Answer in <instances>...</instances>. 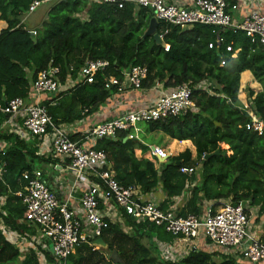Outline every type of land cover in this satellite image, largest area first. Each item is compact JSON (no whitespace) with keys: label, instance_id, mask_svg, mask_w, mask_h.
Masks as SVG:
<instances>
[{"label":"trees","instance_id":"1","mask_svg":"<svg viewBox=\"0 0 264 264\" xmlns=\"http://www.w3.org/2000/svg\"><path fill=\"white\" fill-rule=\"evenodd\" d=\"M33 1L0 0V20L8 23L0 32V101L26 98L39 72L50 65L60 68V79L65 83L69 76L73 79L78 76L87 60L97 59L108 60L110 65L96 75L93 83L64 89L54 97L49 94L52 97L43 101L56 123L74 122L98 111L117 93L116 87H105V80L111 76L122 78V71L135 65L148 68L141 89H150L157 82L166 91L184 82L201 85L193 91L195 106L188 113L147 122L152 132L161 131L174 140H191L195 156L188 148L158 166L154 160L136 155L139 143L128 137V131L119 132L116 137H102L95 147L107 155V167L125 186L139 185L144 194L162 188L167 201L190 189L185 206L178 208L181 216L201 214L207 208L205 202L211 203L215 211L223 201L233 205L250 201L264 211V130H253L239 98L242 73L249 70L262 88L249 87L248 95L264 120V46L236 28L220 29L206 24L167 27L161 21H157V32L164 34V43H158L153 36H145L154 18L149 8L132 2L120 8L94 0H49V17L32 36L23 17ZM218 35L224 37L222 43L216 42ZM210 42L215 47L210 48ZM80 136L75 134L73 139ZM1 137L9 142V147L0 152V163H6L0 196L7 198L3 207L6 215L0 211V216L12 230L32 231L22 221L25 207L17 194L26 185L23 172L43 170L41 164L48 165L54 160L39 153L38 138L29 142L0 131ZM173 143L176 148V142ZM218 149L219 154L204 159ZM183 166L194 167L196 171L183 173ZM167 201L162 203L163 208L171 204ZM119 208L124 225L130 229L106 219L100 237L107 248L99 249L107 251L109 258L105 260L101 250L84 243L69 257L71 264H253L226 253L210 240L207 242L215 247L213 251L196 248L179 260H165L157 240L172 243L177 237ZM114 251L118 260L111 256ZM46 255L50 257L47 252ZM0 264L41 263L35 249L24 257L0 228Z\"/></svg>","mask_w":264,"mask_h":264},{"label":"built area","instance_id":"2","mask_svg":"<svg viewBox=\"0 0 264 264\" xmlns=\"http://www.w3.org/2000/svg\"><path fill=\"white\" fill-rule=\"evenodd\" d=\"M44 1H33L27 15L33 13ZM94 1L117 4L120 8L127 2H132L137 6L149 8L157 21L165 23L167 27L173 25L186 28L193 24H206L220 29H240L251 37L253 42L264 46V13L253 10L241 21H237L229 12L228 0H193L191 4L169 3L166 0ZM236 7L237 5H233V8ZM167 32L168 29L165 30V33ZM160 35L164 37V34ZM223 41L224 37L218 35L216 42ZM215 45L214 42L209 43L210 48ZM109 65V61L105 59L87 60L78 76L75 79L69 76L65 83L60 79V68L50 65L40 71L37 79L32 82L29 98L18 96L8 101H0V115L19 117L21 120L19 129L40 140L41 155L47 154L45 150L51 151L54 157L67 162L77 176L91 177L89 187L84 189L80 198L83 212L82 217H79L77 210L67 201L62 202L58 194L49 187L43 170L37 168L23 172L26 185L24 190L18 191L17 194L25 207L22 221L33 230L24 232L12 230L5 225L0 216V228L6 233L7 238L22 252L35 249L42 264H71L69 257L76 253L80 245L89 243L95 246L93 242L101 236L106 219H111L102 209L109 208L111 202H115L126 214L139 221L148 220L155 223L176 236V239L190 241L204 238L226 253L238 255L250 263L259 264L264 261V239L251 236L249 216L244 204L233 205L230 201H225L215 211L209 206L201 214L181 216L175 204L171 203L163 208L157 201L147 198L139 185L125 186L119 183L111 167H107V155L95 147L97 140L102 137H116L119 132L132 129L138 133L140 122L188 113L195 106L193 91L201 88V85L184 82L170 91L162 92L149 105L99 123L83 133L78 131L77 123L58 124L54 121L39 97L43 93L56 95L64 89L93 83L96 75L105 71ZM147 76L146 66L135 65L130 69H124L122 78L116 76L107 78L105 87L108 89L116 87L117 93L141 89ZM160 84L163 85L157 82L155 86ZM31 98H34V101L30 100ZM242 102L253 130L263 131L264 120L255 111L252 101ZM75 134H80V138L73 139ZM130 137L134 136L131 134ZM44 146L47 148L43 150ZM2 150L0 144V152ZM152 155L156 159L169 158L167 151L157 145L153 146ZM5 165V162L0 163V180ZM195 171L194 167H181V172L186 174ZM75 187L76 185L73 188ZM71 193L72 191L68 194L69 197L73 195ZM6 199V196H0V211L4 215ZM157 244L165 260H179L194 249L185 251L177 248L176 251L170 242L160 241Z\"/></svg>","mask_w":264,"mask_h":264},{"label":"crops","instance_id":"3","mask_svg":"<svg viewBox=\"0 0 264 264\" xmlns=\"http://www.w3.org/2000/svg\"><path fill=\"white\" fill-rule=\"evenodd\" d=\"M48 1L49 0H45L42 3V5L44 3L47 4L42 13V23L46 19V15H48L47 14L48 9H49ZM166 1L169 3L175 2V3H181V4H191L193 0H166ZM232 1H233L232 3H230L231 1L230 2L228 1L230 3L229 12L231 13L232 17L236 19L237 21H241L245 15H247L250 11H253V10L264 13V0H232ZM233 5H237V7L233 8ZM38 8L34 12H36ZM30 15L25 14V16L23 17V23L25 22L26 18L29 17ZM7 26H8V23L5 20H0V32L2 29H5ZM37 27H40L38 23L32 28L30 29L27 28V29L31 31V30H35ZM243 77L245 78L246 83H250L254 79L253 74H251L249 70L242 73L241 78L243 79ZM162 92H166V90H165V87H163V85L160 84L150 89H129L123 93H115L95 113L91 115H86L85 113L87 112V109H85V111H83L85 115L82 118L75 120L74 122H67V123H73V124L77 123L78 131L83 133V132L88 131L93 126L99 123L114 119L116 117H120L122 114L128 111H132L137 108L149 105L153 100H155L159 95H161ZM52 96L54 97V94ZM52 96L49 94L43 93L39 98L43 102L47 100L48 97H52ZM30 100L34 101V98H31ZM0 118L2 119V122L0 124V131H2V133H5V134L12 133V134L17 135L19 139L29 141V142L37 140L35 137L30 135L29 133L25 131L23 132L19 129L18 125H19V122L21 121L19 117L1 114ZM138 127L140 131L136 134L137 137L136 136L133 137V138H136L138 140L137 142L139 143L135 147V153L138 157H146V158L154 160L156 163V157H154L152 155V151H150V148L151 147L153 148V146H156V145L152 144V146L149 147L148 142H146L140 136V133L142 132L143 133L147 132L151 134V133H155L156 131L154 132L150 131L148 129V125L146 126L143 124L141 125L138 124ZM131 131L132 130L128 131V137H130V135L132 134ZM168 139L169 141L163 138V141L166 142V146L165 145L162 146L160 144H158L157 146H160L163 149H165L167 153L169 154V157H171V155L176 156L179 153L183 152V150L185 151L188 148L192 150V153L194 156L196 155V149L191 140L179 141V140H176V139L174 140L171 138H168ZM173 142H176L177 144L176 148H174ZM0 144L3 147L2 151H4L7 147H9V142L3 137L0 138ZM191 146H193L194 149H192ZM38 147H40L39 144H38ZM46 148L47 147L44 146L43 150ZM178 150H180L181 152L174 155L175 152ZM39 153H40V150H39ZM45 153H47V154H44L45 157H51L54 160V162H51L48 165H45L44 163L40 165L41 168H44L43 169L44 175H45V178L47 179L49 187L58 194L62 202L67 201L71 207L77 210L78 216L82 217L83 210L80 206V198L83 194L84 189L89 187L91 177L88 175L84 177L77 176L75 170L71 168L67 162H62L59 158L54 157L51 151L49 152L48 150H45ZM156 165L160 166L157 163ZM75 185L76 187L73 188ZM71 191H72L71 194L73 195L69 197L68 194ZM190 194H191V190L187 189L182 195L175 196L171 200L167 201L168 197L166 193L162 190V188H157L156 190H154L153 192L149 194H146L145 196L151 200L157 201L161 205L163 202L167 201V204L173 203L175 204L177 208L181 209L185 206L187 200L190 197ZM209 204L211 205V203L205 202V205H206L205 207H209L210 206ZM244 206L249 216V231L251 233V236L257 239L263 240L264 239V211L262 210L261 206L254 205L250 201L245 202ZM102 210L105 212L106 216H109V218H111L110 221L120 222L123 224L126 230L130 229L129 227H126L124 225L125 219L122 215V212L120 211V208L115 202H111V204L109 205V208L105 207ZM91 229L92 228L90 227L89 230ZM158 242L160 241L157 240L156 243ZM171 244L175 246L176 251H177V248L180 250L184 249L185 251H188L189 249H193V248L194 249L210 248L212 249V251L215 249V247H213V245L208 243L207 240L204 238H200L198 240H190V241L183 240V239H175ZM97 248L99 249L98 246ZM28 251L23 252L24 257ZM39 261L42 264L40 259ZM259 264H264V261H261Z\"/></svg>","mask_w":264,"mask_h":264},{"label":"rangeland","instance_id":"4","mask_svg":"<svg viewBox=\"0 0 264 264\" xmlns=\"http://www.w3.org/2000/svg\"><path fill=\"white\" fill-rule=\"evenodd\" d=\"M46 5L47 4H43L42 6H40L39 8H38V10L36 11V12H34L33 14L31 13V15L29 16V17H27L26 18V20H25V22H24V25H25V27L26 28H32L33 26H35L37 23H38V25L40 26L41 25V23H42V13H43V11H44V9H45V7H46ZM35 35H36V33H35ZM251 74H252V72L251 71H249ZM249 87H254V89H256V90H259L262 86H261V84L259 83V82H257L256 80H255V78L252 80V82H250V83H246L245 82V78L243 77V79L241 78V86H240V92H239V98L242 100V101H246V100H251V98L249 97V95H248V88ZM140 125L141 124H143V125H146L147 126V122H140L139 123ZM132 135L133 136H136V134H137V132L134 130V129H132ZM140 136H141V138L142 139H144L146 142H148V144H149V147H151L152 146V144H155V145H158V144H160V145H165L166 146V142H164L163 141V138H165V139H167L168 141H169V137L167 136V135H165L163 132H161V131H156L155 133H151V134H149V133H140ZM137 137V136H136ZM139 140H140V138H139ZM193 143V142H192ZM194 145V144H193ZM192 147V149H194L193 148V146H191ZM195 147V146H194ZM152 149V147L150 148V151H152L151 150ZM196 149V148H195ZM184 151V150H183ZM179 152H181L180 150H178V151H176L175 152V154L174 155H176V154H178ZM172 156V155H171ZM170 158V157H169ZM168 158V159H169ZM158 161H156V163L157 164H159L160 165V161H159V159H157ZM168 161V160H167ZM166 162V161H165ZM100 250V249H99ZM102 252V254L104 255V257H105V260H107L108 258H109V255H108V253H107V251H103V250H101ZM188 253V252H187ZM100 255V253H97V256H99ZM112 256V255H111ZM103 264V263H102Z\"/></svg>","mask_w":264,"mask_h":264},{"label":"water","instance_id":"5","mask_svg":"<svg viewBox=\"0 0 264 264\" xmlns=\"http://www.w3.org/2000/svg\"><path fill=\"white\" fill-rule=\"evenodd\" d=\"M48 17H49V15H46V19H47ZM157 24H158L157 19H156L155 17L152 18V19H151V22H150V25H149L147 31L145 32V36H153L154 39H155L158 43H162V44H163V43H164V40H163V38L161 37V35L157 32ZM40 27H43V23H41ZM30 32H31L32 36H35V33H36L35 30H31ZM219 153H220V150L218 149L216 152H213V153H211V154H207V155H205L204 159L207 160V159H209L212 155H214V154H219ZM167 160H168V158L165 159V160H162V159L159 158V161H160V162H165V161H167ZM244 204H245V203H244ZM93 244H94L95 246H98L99 248H104V249L107 248V243L104 241V239H103L102 237H98V238L93 242ZM112 257H113L114 259H117V260L119 259V257H118V253H117L116 251H114V252L112 253Z\"/></svg>","mask_w":264,"mask_h":264}]
</instances>
